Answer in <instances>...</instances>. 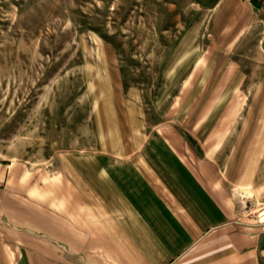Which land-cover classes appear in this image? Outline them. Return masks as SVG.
<instances>
[{
	"label": "crops",
	"instance_id": "0c3cea01",
	"mask_svg": "<svg viewBox=\"0 0 264 264\" xmlns=\"http://www.w3.org/2000/svg\"><path fill=\"white\" fill-rule=\"evenodd\" d=\"M210 14L209 99L254 102L236 109L240 159H217L170 120L40 164L0 159V264H264V36L260 64L234 57L253 27L264 33V12L216 0Z\"/></svg>",
	"mask_w": 264,
	"mask_h": 264
},
{
	"label": "rangeland",
	"instance_id": "374dc122",
	"mask_svg": "<svg viewBox=\"0 0 264 264\" xmlns=\"http://www.w3.org/2000/svg\"><path fill=\"white\" fill-rule=\"evenodd\" d=\"M210 13L208 0H0V159L40 164L170 120L239 160L236 109L254 102L209 99ZM251 32L234 52L247 71L264 36Z\"/></svg>",
	"mask_w": 264,
	"mask_h": 264
},
{
	"label": "built area",
	"instance_id": "2783aa9c",
	"mask_svg": "<svg viewBox=\"0 0 264 264\" xmlns=\"http://www.w3.org/2000/svg\"><path fill=\"white\" fill-rule=\"evenodd\" d=\"M257 11L264 12V0H247Z\"/></svg>",
	"mask_w": 264,
	"mask_h": 264
},
{
	"label": "trees",
	"instance_id": "16d2710c",
	"mask_svg": "<svg viewBox=\"0 0 264 264\" xmlns=\"http://www.w3.org/2000/svg\"><path fill=\"white\" fill-rule=\"evenodd\" d=\"M215 2H216V0H208V3L211 5L214 4Z\"/></svg>",
	"mask_w": 264,
	"mask_h": 264
}]
</instances>
